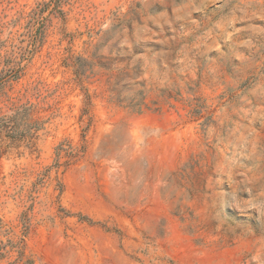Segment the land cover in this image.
Here are the masks:
<instances>
[{
	"label": "rangeland",
	"instance_id": "374dc122",
	"mask_svg": "<svg viewBox=\"0 0 264 264\" xmlns=\"http://www.w3.org/2000/svg\"><path fill=\"white\" fill-rule=\"evenodd\" d=\"M0 264H264V0H0Z\"/></svg>",
	"mask_w": 264,
	"mask_h": 264
},
{
	"label": "bare ground",
	"instance_id": "6f19581e",
	"mask_svg": "<svg viewBox=\"0 0 264 264\" xmlns=\"http://www.w3.org/2000/svg\"><path fill=\"white\" fill-rule=\"evenodd\" d=\"M124 132H125V131H124ZM125 133H126V132H125ZM125 133H124V134H125ZM122 134H123V133H122ZM127 134H128V133H127ZM128 136H129V135H128ZM164 175H165V174H164ZM155 183H156V182H155ZM160 187H161V186H160ZM159 191H160V190H159ZM159 193H160V192H159ZM117 206H118V205H117Z\"/></svg>",
	"mask_w": 264,
	"mask_h": 264
}]
</instances>
